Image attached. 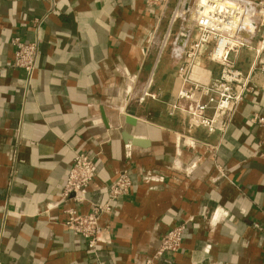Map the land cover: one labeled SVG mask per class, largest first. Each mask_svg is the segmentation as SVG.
<instances>
[{"label":"crops","instance_id":"crops-1","mask_svg":"<svg viewBox=\"0 0 264 264\" xmlns=\"http://www.w3.org/2000/svg\"><path fill=\"white\" fill-rule=\"evenodd\" d=\"M176 1L0 0V264H146L180 224V249L152 264H264V124L251 122L264 118V75L224 132L193 125L174 108L179 64L159 52ZM13 38L38 44L30 79L12 66ZM198 63L202 80L219 74ZM75 153L96 165L90 200L106 202L122 171L131 182L94 253L64 227L66 208L88 211L61 199Z\"/></svg>","mask_w":264,"mask_h":264},{"label":"built area","instance_id":"built-area-1","mask_svg":"<svg viewBox=\"0 0 264 264\" xmlns=\"http://www.w3.org/2000/svg\"><path fill=\"white\" fill-rule=\"evenodd\" d=\"M143 2L147 11L166 4V0ZM187 16L190 23L170 42L172 27L177 21L185 22ZM40 23V20L34 22L36 29ZM254 41L257 42L256 62L247 73H243L236 68L235 60ZM11 44L14 48L12 66L22 70L30 79L39 56L37 42L26 43L13 38ZM167 44L171 47V57L179 64L181 82L177 93L178 106L174 108L185 112L193 125L208 133L224 132L244 96L251 92L254 75H264V0H192L191 5L189 0H177L159 42L160 53ZM203 58L219 65L217 76L202 80L195 72ZM145 96L149 94L143 92L141 99ZM251 122L262 125L264 118L254 117ZM95 172L92 156L75 153L61 192L64 202L88 207L85 214L78 213L74 207L66 208L64 227L85 240L89 253L106 243L100 219L112 214V203L126 196L131 185L129 173L122 171L106 188V202L92 201L88 198V188ZM254 228L260 229L258 225ZM184 229L183 224L170 228L146 264L176 253L181 247Z\"/></svg>","mask_w":264,"mask_h":264},{"label":"rangeland","instance_id":"rangeland-1","mask_svg":"<svg viewBox=\"0 0 264 264\" xmlns=\"http://www.w3.org/2000/svg\"><path fill=\"white\" fill-rule=\"evenodd\" d=\"M173 8H171L172 10ZM171 10L169 12V14H167L166 16V20H165V26L167 27V24H168V21H169V17H170V14H171ZM190 23V18L187 16L186 17V21L185 22H181V21H177L174 26L172 27V30H171V39H170V42H172V39L173 37L176 35V33H178L180 30H182L183 28L187 27V25ZM170 44V43H169ZM167 44L165 50H164V53H168L171 51V47L170 45ZM163 53V54H164Z\"/></svg>","mask_w":264,"mask_h":264},{"label":"water","instance_id":"water-1","mask_svg":"<svg viewBox=\"0 0 264 264\" xmlns=\"http://www.w3.org/2000/svg\"><path fill=\"white\" fill-rule=\"evenodd\" d=\"M191 3H192V0H189V5H191Z\"/></svg>","mask_w":264,"mask_h":264},{"label":"bare ground","instance_id":"bare-ground-1","mask_svg":"<svg viewBox=\"0 0 264 264\" xmlns=\"http://www.w3.org/2000/svg\"><path fill=\"white\" fill-rule=\"evenodd\" d=\"M181 38H182V37H181ZM181 38L179 39V41H180L179 43H181V41H182Z\"/></svg>","mask_w":264,"mask_h":264}]
</instances>
